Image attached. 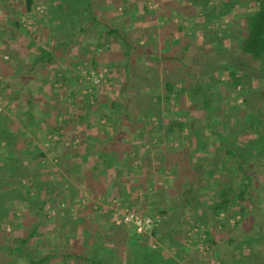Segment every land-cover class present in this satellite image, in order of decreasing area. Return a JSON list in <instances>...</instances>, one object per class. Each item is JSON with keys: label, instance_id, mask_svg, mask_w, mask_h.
<instances>
[{"label": "trees", "instance_id": "obj_1", "mask_svg": "<svg viewBox=\"0 0 264 264\" xmlns=\"http://www.w3.org/2000/svg\"><path fill=\"white\" fill-rule=\"evenodd\" d=\"M63 1L66 2L63 4V9L64 11L67 10L65 16L68 23H74V26L71 27L72 29L79 28L80 32L89 34L90 29L96 26V29L98 28V33L95 34L97 48L103 46L111 47L113 45L121 46L120 50L117 49L110 53L112 62L116 66L121 65L124 73L121 78L110 80L114 83H120L119 97L111 102V108L114 109L118 104L121 108L124 107L123 111H117L118 113L109 115L110 120L117 119L119 121L118 124H112L114 130L119 126L123 114H125V118L131 116V109L127 106L128 102L125 98L126 93H130L134 103L138 104V108L135 110L137 123H140V126L144 125L139 130L148 131L149 139L152 140L151 135H161L160 127L165 123L168 127L166 132L168 131L170 136L169 141H173L175 135H178L176 139L181 145L179 149L174 150V153H170L167 148L164 151H160L161 153H157L155 159L157 162L158 159H163L162 168L160 169L159 165H157L156 169L151 171L152 166L147 163L145 164L147 172L140 179L142 183L146 184L144 188L148 189L155 181V177H158L161 173L172 178L171 184L174 192L170 196L168 205L165 207L160 205L161 200L157 191L150 194V202L146 205L157 208L153 216L157 217L159 221L156 220V223L151 226L148 233L144 234L142 238L146 235L155 238L164 229L167 232L166 238L168 241H166L169 247L175 251L176 256L174 258L172 257L171 259L169 256L159 255L157 248L146 242L144 243V239L137 244L136 241L139 237L121 239L118 235L126 225L116 224L115 221H112L114 225L113 232L110 235L105 230H96L95 232L85 230L82 247L65 257L73 259L74 264H182L185 256H187L191 264H200V262H197L198 250L196 249L194 253H191L189 251L191 247L184 246L182 243L186 232H190L195 235L196 241L202 243L207 248L206 250L215 255V257H218V236L222 234L226 236L227 234L226 237L228 238L223 256L219 258L216 264H264V255L255 247L256 242L252 240V236L245 238L239 243L238 237L235 236L236 232L243 233L246 231L245 233H247L248 231L253 232L256 230V227L250 224L249 219L250 213L253 211V176L264 177V89L244 87L240 92L243 104L238 109H234V112L232 111L233 113H230L228 117H225L220 114V110L224 108H219L222 100H219L220 97L214 98L215 91L211 89V85L203 84L201 80L196 81L195 85L190 88V93L187 94V81L184 78H194L188 66L182 64L179 60L177 62L164 63L160 60V57L155 56L150 61L154 62L157 67L151 68L153 72L149 75L142 74L138 87L132 91V87H129V79L135 61H131V57L134 54L144 57V53H140L139 49L135 48L133 39L128 35V29L131 28L132 30L133 26L138 25V10L125 11L123 8L127 6V3H123L122 0H116L120 6L125 5L121 11L123 14L120 15L123 17V24L117 25L116 23L111 24L91 12L92 0ZM251 2H254L256 7L253 12L247 13L245 16V25L242 26L244 35L239 45V53L249 56L253 61L259 62L261 73H264V0H193L194 4L198 3L201 5L200 18H202L201 22L204 27L208 24H214L215 21H223L239 5L248 6ZM21 3L23 6L20 13L32 12L36 4L35 0H21ZM65 4H67L66 8ZM213 5L215 7L212 9ZM147 7L145 4L144 9H147ZM80 9L87 10L88 13H82L83 15L81 14L77 18V15L80 14ZM14 10L16 13L19 12L17 8H14L13 13ZM183 10L185 11V9ZM78 19L80 22H78ZM11 22L14 27L25 30V21H21L20 18L11 17ZM65 26L66 24L62 26L63 29ZM178 28L182 31V24ZM223 30L225 31V28ZM204 35L210 38L207 32ZM0 41L5 42L1 37ZM239 53H236V56H239ZM97 58L98 56L95 55L88 60V65L93 67L96 73H98L99 63ZM78 60L73 59L70 63L72 67H68L69 69H66V71L65 69H58L55 72L50 71L45 75L46 78L43 82H49L52 87H57V89H60L62 85L67 86V98L72 100V103L78 100L79 107L82 109L87 107V100L90 98L92 90L87 91L86 95L77 97L76 100L74 87L67 85V82H71L72 79H80L82 76L76 75V72H80L79 66L84 67L87 69V73L91 74L88 66L84 65L86 60L83 58H78ZM36 62L43 63L44 67L49 66L53 62L52 52L41 53L37 57ZM228 62L232 61L228 60ZM232 64L233 67L227 69L228 75L229 79L233 81L234 87H237L242 83L244 75L239 71L234 61ZM242 64L247 69L245 63ZM66 72H71L69 77L66 76ZM245 74L247 77L251 73L248 74L246 72ZM59 82L62 83L61 86H56L55 84ZM114 88H118L117 85ZM129 90L130 92H128ZM189 99L205 112V128L214 130L212 132L215 133L216 142L218 141L217 149L211 153L207 161H191L192 153L200 152L198 144L188 149L187 145L180 141L181 139L179 138L185 129L189 127V133L187 134L189 138L195 134L188 118L183 119L180 117L184 108H187V100ZM152 105L156 107V110H152ZM29 110L32 113L34 109L31 108ZM169 111H172L173 115ZM164 112H166L165 115H163ZM56 115V122L44 127V129H47L46 135H50V138L46 139V141L51 147L49 150H51L50 153H53L52 157L60 160L58 153L75 151L72 144L74 138L70 139L69 145L62 143L65 135L68 133L72 135L79 134L70 127L73 122L72 117L67 115L59 123L58 116L62 115V113H57ZM166 116L169 117L167 122L164 120ZM246 119H248V122ZM152 120L156 121L155 125L150 123ZM2 123L3 121L0 119V199L3 197L5 187L3 177L6 172L10 171L9 168L14 170V175L10 179L16 185V187L11 189V193L14 198H20L26 189L24 180L33 181L34 173L40 168V163L45 162L43 159L47 156L45 153L29 156L28 159H33V161L26 165L15 153L20 145L18 135H24L22 134L23 132L20 130L19 133L11 131L8 128H4ZM216 123L221 131L228 123V133L219 131L216 128ZM158 124L159 126H157ZM131 127L135 131L138 129L134 125H131ZM139 134L142 135V133ZM53 135H57L58 138H53ZM234 138L235 140H233ZM19 159L22 161L18 170L16 166L14 167V164ZM66 162L62 168L67 173L70 169V162ZM67 167L68 169H66ZM198 179L203 180L205 185L203 184L199 187L196 184ZM212 179V183L217 184L215 189L209 188V181ZM207 182L209 183L207 184ZM196 185H198L197 188ZM75 194V197L71 199V204L73 205H76L81 200L80 194L78 192ZM137 208L142 209L143 207L139 205ZM87 210L89 211V208ZM139 212L141 211L139 210ZM33 233L26 237H17L16 240H19V243L15 247L1 242L2 239L0 237V253L2 255L0 264H13L22 257L24 258V246L33 236ZM259 233L264 234L262 231ZM262 237L263 235L260 238ZM107 239L111 240L110 246L105 241ZM199 254L200 256L202 255L201 251ZM50 257V255L42 258L28 256L30 264H42L45 262L47 264V260Z\"/></svg>", "mask_w": 264, "mask_h": 264}, {"label": "rangeland", "instance_id": "obj_2", "mask_svg": "<svg viewBox=\"0 0 264 264\" xmlns=\"http://www.w3.org/2000/svg\"><path fill=\"white\" fill-rule=\"evenodd\" d=\"M35 2L36 4L32 12L20 13V10L23 6L21 0H0V29L1 31H9V29H12V32L15 33L14 35L16 37V41L12 43L14 47L12 52L13 55H15V58L9 60V56L2 55L3 61H8L3 63L6 64L7 67H10L12 72H15L16 70V72L21 73L20 75L15 74L16 76L9 81L13 85L12 92L19 93L18 85H20L23 81L24 84L27 82V84L30 83L34 85L37 78L38 80H45V75H47L50 71L55 72L58 69H65L66 71V69H69L68 67H72L70 63L73 59L76 61H79L78 58L85 59L86 61L84 65L88 66L89 73L91 74L87 73V69L79 66L78 68L80 72H76V75H79V77L80 75L82 76L80 79H72L71 82H67V85L74 87L76 91V100L77 97L86 95L87 91L89 92L92 90L90 92L91 96L87 100V107L80 109L78 100L75 103H72L73 101L69 100L66 95L67 86H61L62 83L59 82L55 84L56 86L59 85L62 88L57 89V87H52L49 82H43L45 88L42 93L49 95V97H52L53 99L57 98L59 102H62V104L66 106V108L61 110L62 115H59L58 117L60 119L62 118V120H59V123L63 121L66 115H69L73 118V122L70 124V127L71 129L75 128L74 131L79 135H130L131 137L134 136L136 139H139L140 137L137 138V136L140 135L139 133H142L143 139L140 141V143L142 142L143 148L141 149L140 154H142V158L144 157L143 160H145V164L151 163L152 166L154 163L151 171H154L157 165H159L161 169L163 159L160 158L157 162L155 157L157 156V153H161L160 151H164L166 148L167 150L169 149L170 153H174L175 149H179L181 145L176 139L178 135H175V139L173 141H169L170 136L168 135V131L166 132L168 127L164 123L160 127L161 135H151L152 140H150L148 131L144 132L139 130L144 125L140 126V123H137L138 121L135 110H137L136 108H138V104L134 103L130 93H126L125 98L128 102L127 106L131 109V116L125 118V114H123L124 119L121 117V122L119 126L115 128V130L112 124H118L119 121H117V119L113 121L109 119V115L118 113L117 111L121 112L124 108H121L119 104L114 109L111 108V102L113 100H117L119 97L120 83H114L110 80H117L118 78H121L124 73L121 65L116 66L112 62L110 53L117 49L120 50L121 46L113 45L111 47L103 46L101 48H97L95 34L98 33V28L96 29V26H93L92 29H90L89 34L80 32L79 28L72 29L71 27L74 26V23H68L67 17L65 16V12L67 10L64 11L63 9V4L66 3L65 1L35 0ZM137 2L139 5H141V11L138 10V25H135V27L133 26L132 30L129 28L128 35L133 39L134 45L136 46L135 48L139 49L140 53H144V57L137 56L136 54L131 57V61H135L131 69V80L129 79V87H132V91L138 87L140 79L142 78V74L149 75L153 72V69L157 67L154 62L150 61V59L155 56L160 57V60H162L164 63H169L170 61L177 62V60H179L182 62V64L188 66L189 71L193 74L194 78H184V80L187 81V94L190 93V88L195 85L194 83L196 81L201 80L203 84L211 85V89L215 91V94L213 95L214 98L220 97L219 100H222L219 108H224L223 110H220V114L225 117H228L230 113L234 112V109H238V107L243 104L240 92L244 87L264 89V73H261L260 63L251 60V58L247 55L239 53V45L244 35V32H242V26L245 25L246 14L255 10L256 6L254 2H251L248 6L239 5L238 8L231 12V14H228V16L223 19V21H215L214 24H208L205 27L201 22L202 18H200L201 5L198 3L194 4L193 0H137ZM92 3L91 12L97 14L101 19L109 21L111 24L115 22L123 24V17L120 16L123 14V12L121 13L122 8H120V5L116 0H92ZM102 3H105L109 10L102 9ZM108 3L111 6H109ZM145 4L148 6L147 9H144ZM66 7L67 4H65V8ZM214 7L215 6L213 5L212 9ZM14 8H17L19 12L16 13L14 10L13 13ZM183 9H185V11ZM86 12L87 10L80 9V14L77 15V18L81 16L82 13ZM11 17L20 18L21 21H25V30L14 27V24L11 22ZM78 22H80L79 19ZM65 24L66 26L63 29L62 26ZM180 24H182L183 27L182 31L178 28ZM224 28L225 31L223 30ZM205 32L208 33V36L210 35V38L204 35ZM73 33L75 34L72 35ZM209 39L213 40L209 41ZM33 42H35V45ZM41 44L44 45L42 46ZM43 52H52L53 54V62L47 67H44L43 63L41 62H36L37 57H39ZM236 53H239V56H236ZM95 55L98 56V73H96V70L93 67L88 65V60ZM228 60L232 62L234 61V64H237V68L244 75L242 83L237 87H234L233 81L229 79L227 69L232 68L233 64L232 62H228ZM241 62L245 63L247 69L244 68ZM246 72L251 74H247L248 76L246 77ZM70 73L71 72H66L65 74L67 77H69ZM24 74H26V76H24ZM99 74H103V77L100 78V81H97ZM2 84L4 85L5 83ZM116 85L118 88L115 89L114 87ZM29 87L30 85H27V88ZM128 92H130V90ZM151 97L154 98L153 95H151ZM151 108L152 110H156L154 105H152ZM87 111L90 114L88 117L85 116ZM91 111L92 113H90ZM169 112L173 115L172 111ZM182 113L188 118L190 125L194 127L195 131V134L189 138V135L187 134L189 133L190 127L186 128L184 133L179 137L181 139L180 141L186 144L188 149H191V146H195L194 141L196 139L193 138V136L199 137L200 135L215 134L212 132L214 130L205 128V112L196 104H194L191 99L187 100V108H184ZM165 114L166 112H164L163 115ZM4 117L5 113L3 115V119ZM168 119L169 117L166 116V119H164L165 122H167ZM53 121L56 122V119L54 118ZM246 121L248 122V119H246ZM49 122L54 124V122L51 121V117H49ZM150 123L155 125L156 121L154 122L152 120ZM3 124L4 126L6 125L5 127L11 131L19 133V128H17L18 126L15 125V123L8 125L6 122H4L2 125ZM131 125L138 127V129L136 131L134 129L132 130ZM227 125H225V128L223 127L221 131L219 130V126L216 123V128L222 133H228L225 131V129H228ZM157 126H159V124ZM22 132L24 135H29L26 130ZM40 135L41 137H39L38 141L41 140L43 142L45 139L50 138L49 135H46V131H41ZM43 135L46 136L43 137ZM66 135L72 134L68 133ZM211 142H213V145H206L205 149L207 152L200 146L199 142L198 147L200 152H196V154L192 153L191 161H207L211 153L215 152L217 149L216 146L218 141L216 142L215 136L214 140L210 141L209 143ZM46 143L48 142L46 141ZM72 144L79 147V140H74ZM190 144L192 145L190 146ZM140 157H138V160L142 159H140ZM20 159L14 164L16 169L23 160L22 159L20 161ZM50 159L54 161L52 157L46 158L47 161L49 160L48 162L51 161ZM27 161L31 162L33 159H29ZM50 164L51 163L48 165ZM9 170L10 171L7 170L8 172H6L4 177L2 176L5 182L10 181V178H12L14 175V170H11L10 168ZM30 181L31 180H24L25 185ZM167 181H170L169 184ZM212 181L213 179L209 181L210 183L207 182V184H210L209 188L215 189L216 184L212 183ZM153 183L154 186L157 187H155L156 191L158 186L164 187V190L159 188V190L161 189V193L159 192V198L161 200L160 205L165 207L170 203V196L174 192L171 184L172 178H169L167 175L161 173L158 175V177H155V181H153ZM196 184H198L200 187V185H205V182L201 179H198ZM198 185H196V188ZM166 186H168V188ZM208 191H210V189ZM252 193L253 211L250 213L249 220L250 224L256 227V230L253 232L248 231L247 233H245L246 231L243 233L236 232L235 236L238 237V243L245 238L247 239V237L249 238V236H252V240L256 242L255 247L259 249L264 255V234L259 233L260 231L264 232L263 176H253ZM72 206L73 205H71V209ZM1 207L0 215H2L3 218L10 217L13 215L12 213L15 214V218L10 225L3 223L0 220L1 242L15 247L18 245V243H16V239L17 237H20L18 224L21 223V218L20 216H17V214L20 213V208L18 207V209H15L14 212L13 208H10L9 210H3L8 209V207L4 208L2 204ZM67 207H70V205H67ZM88 207L90 209V205H88ZM92 208L93 207H91V209ZM150 208H152L154 211L153 213L149 214H155V209L157 208ZM85 224L89 228H93L94 226L90 223ZM261 235H263L262 238H260ZM166 236L167 232L162 229L155 238L146 235L143 238L139 237L136 242L139 244L144 239V243L146 242L149 245L157 248L159 255H164L166 257L169 256L172 259V257L174 258V256H176L175 251L169 247ZM226 236L223 234L218 236V257H215V255L209 253V251L206 250L207 248H205L202 243L196 241V237L193 235V233L186 232L185 239L182 241V243L184 246L191 247L189 248L191 253H194L196 249L198 250L197 256H199L197 257V262H200V264H216L219 258L223 256V251L228 238ZM140 247L142 246L140 245ZM25 249L26 247H24V251ZM200 251L202 253L201 256L199 254ZM1 256L2 255L0 253V257ZM34 256L37 257L36 255ZM13 264H26V262L19 259ZM182 264H191L187 256H185V260L182 261Z\"/></svg>", "mask_w": 264, "mask_h": 264}, {"label": "crops", "instance_id": "obj_3", "mask_svg": "<svg viewBox=\"0 0 264 264\" xmlns=\"http://www.w3.org/2000/svg\"><path fill=\"white\" fill-rule=\"evenodd\" d=\"M122 1L127 3V6L123 8L125 11L141 9L137 0ZM108 5L111 6L109 3ZM124 6H120V8ZM101 8L109 10L105 3L101 4ZM115 23L122 25L119 22ZM14 34L12 29L9 31L0 29V37L5 41L4 43L0 41V84L5 83L0 85V119L8 125L15 123L20 131L26 130L29 134L18 135L20 145L15 152L28 165L29 156L40 153H45L47 157L53 156L46 139L45 142L38 141V139L41 137V131L47 130L44 127L51 125L49 117L52 122H55L53 119L57 115L55 117L54 115L61 113V110L66 106L57 98L53 99L42 93L45 88L42 79L38 80L37 78L34 85L27 84V82L24 84L23 81L18 85L19 93L12 92L13 85L9 81L16 76L15 74L20 75L21 73L16 70L12 72L10 67L4 64L8 61H3L2 55L9 56V60L15 58L12 52L14 50L12 43L16 41ZM33 44L35 45V42ZM27 85L30 87L27 88ZM31 108L34 109L32 113L29 110ZM3 112L5 113L4 119ZM85 114L87 117L90 115L88 111ZM181 117L187 118L183 113H181ZM5 126L3 124L4 128H6ZM52 137L58 138L57 135ZM72 138L79 140V147L73 145L75 151L58 153L60 160L52 157L54 161L50 159L51 161L48 162L47 157L43 159L46 162L40 163V168L34 173L33 181L26 183V189L20 198H14L11 193V189L16 187L15 183L11 180L5 182L4 194L0 199V210L1 204L4 208L8 207L3 210L13 208L14 212L19 207L20 213L17 214L21 218V223L18 224L19 236L26 237L34 232L24 246L26 247L23 252L25 257L20 259L26 264H30L28 258L30 255L34 258L50 255L47 264H74L73 259L65 256L82 247L85 230L92 232L105 230L109 235L113 232V202L115 200L127 207L140 210V213L153 215L149 213H153L154 210L146 204L150 202V194L156 191V186L153 183L148 189H145L146 184L140 181L144 173L147 172L144 157L142 158V154H140L143 148L142 142L140 143L143 135L137 136L140 140L130 135H65L62 143L69 145ZM193 138L196 139L194 144L197 145L200 142V146L205 149L206 145H213V142H209L214 140V135H200L199 137L193 136ZM138 157L142 159L138 160ZM66 161L70 162V169L67 173L62 168L67 163ZM49 163L51 164L48 165ZM17 167L19 170L20 165ZM166 187L168 188V186ZM159 188L164 190V187L158 186V193L161 190ZM77 192L82 200L81 203L73 205L71 199ZM71 205L74 206L72 209ZM88 205L93 207L89 211L87 210ZM139 205L143 208H137ZM12 214L7 218L0 215V220L10 225L15 218V214ZM85 223L94 226L89 228ZM142 236L135 233L131 226L123 228L118 235L121 239ZM105 241L110 246L111 240ZM16 243H19V240ZM42 264H46V262Z\"/></svg>", "mask_w": 264, "mask_h": 264}, {"label": "built area", "instance_id": "obj_4", "mask_svg": "<svg viewBox=\"0 0 264 264\" xmlns=\"http://www.w3.org/2000/svg\"><path fill=\"white\" fill-rule=\"evenodd\" d=\"M102 77L103 74H99L97 81H100ZM113 209V220L115 223L133 227L135 233L139 236L148 233L151 226L158 220V218L153 215L140 213L136 209L127 207L117 200L113 202Z\"/></svg>", "mask_w": 264, "mask_h": 264}]
</instances>
